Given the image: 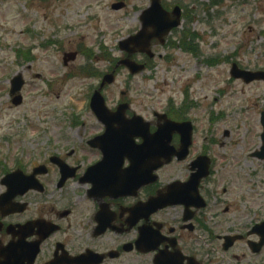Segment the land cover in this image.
Listing matches in <instances>:
<instances>
[{
	"label": "flooded vegetation",
	"instance_id": "1",
	"mask_svg": "<svg viewBox=\"0 0 264 264\" xmlns=\"http://www.w3.org/2000/svg\"><path fill=\"white\" fill-rule=\"evenodd\" d=\"M181 14L185 15L184 9ZM62 67L66 69L64 80L76 76L82 84L90 82L84 88L87 109L75 112L69 124L95 133L84 132L78 142V146L83 145L78 151L81 155L76 153L75 143L62 137L46 142L41 155L3 167L0 195L11 189L12 197L0 204V250L6 251V255L0 252V264H75V258L87 254L95 255L93 259L99 264H116L124 256H145L150 264H264V159L255 155L257 146L240 159L233 155L234 149L215 160L212 155L219 143L208 139L193 151L195 120L190 113L177 118L176 109L167 107L164 114L168 120L191 121L193 139L186 156L163 160L151 174L155 181H148L152 158L132 165L138 158H114L113 152L103 157L101 150L90 147L91 140L105 129L89 108L92 94L107 73L103 62L95 57L91 66ZM108 88H103V94ZM128 93L129 89L111 112L127 103L123 121L141 116L152 134L163 119L155 118L153 111L150 116L133 112L126 101ZM61 115L68 117L70 113ZM213 125H208L209 130ZM224 133V138L229 136V132ZM133 143L139 146L142 141ZM172 146L179 148L177 134L172 137ZM202 156L209 159L208 175L196 184L191 177L197 175L196 161ZM15 171L22 175L2 183ZM119 187L129 193L118 195ZM157 197L170 205L150 215L133 212ZM142 235L145 252L136 247ZM125 248L131 251L125 252Z\"/></svg>",
	"mask_w": 264,
	"mask_h": 264
},
{
	"label": "rangeland",
	"instance_id": "2",
	"mask_svg": "<svg viewBox=\"0 0 264 264\" xmlns=\"http://www.w3.org/2000/svg\"><path fill=\"white\" fill-rule=\"evenodd\" d=\"M116 2H124L126 8L119 12L112 11L110 7ZM209 2L162 1V4L170 7L174 3L183 4L192 12L193 20L187 23L185 20L169 37L174 41L185 27L195 32L200 36L196 40L199 55L189 56L178 49L156 46L153 52L157 57L168 54L171 61L168 63L156 58L151 70L129 82L131 90L128 99L133 102V110L150 116L152 111H162L168 100L183 103L187 94L189 102L195 104L191 110H194L193 113H190L197 126L193 151L208 139L219 143L215 145V154L212 155L215 160L227 156L234 149L236 153L233 155L240 159L257 145L259 113L264 110V83L245 85L231 79L229 70L232 63L246 70H264V0H223L213 9H208ZM149 4L150 0H0L1 167L5 161L10 163L15 158L35 155V148L41 142L36 136L43 134L46 127L47 118L41 121L42 118L51 117L56 110L80 109L81 101L74 98L79 87L76 80L56 84L51 91L46 82L34 78L36 74H41L47 80L61 58L56 51L38 50V39L32 38L35 37L34 32L39 31L38 28L44 29L47 36L54 23L47 17L59 18L58 26L61 23L71 26V36L75 35L74 41H81L79 45L92 48L95 54H98L99 46H103L112 57L118 58L121 54L117 43L138 28V13ZM19 48L31 49V63L15 62L14 52ZM70 48L66 43L64 49ZM209 58L217 59L218 63L209 65ZM104 66L108 67V64ZM15 74H21L25 81L21 90L23 102L17 107L11 104L8 93L9 79ZM124 74L119 73L115 84L105 94L110 106L120 98L118 90L123 85ZM71 82L77 87L68 91L73 85ZM211 113L216 119L211 120ZM51 118L56 120V117ZM217 119L209 130L210 122ZM48 128H51L46 136L49 141L66 137L67 142L75 143L76 147L84 138V132H91L87 128L77 127L62 136L54 133H62L55 126ZM226 131L229 136L224 138L222 134ZM81 147L83 145L76 149L78 155L82 154L78 152ZM223 153L226 155L223 156ZM116 264L150 262L145 256H124Z\"/></svg>",
	"mask_w": 264,
	"mask_h": 264
},
{
	"label": "water",
	"instance_id": "3",
	"mask_svg": "<svg viewBox=\"0 0 264 264\" xmlns=\"http://www.w3.org/2000/svg\"><path fill=\"white\" fill-rule=\"evenodd\" d=\"M160 0H152L151 3V7L145 11L141 17V21L143 23V27H142V31L137 34L135 37H132L128 40H126L125 42H122L120 44V49L127 51L129 54L134 53V50H130L128 48L129 45H132L134 47H136L138 49L139 52L141 53H145L147 54L149 57H152V55L150 54L148 48H149V43L153 38H157L160 41H162V38L174 27L179 25V11L176 9L174 11V15H175V19H171L169 18V16L164 13L161 10V7L159 5ZM115 10H118L121 8V5H114L112 7ZM146 28H151L152 29V33L151 34H147L145 32ZM120 65L126 66L129 69H131V73H136L137 71H139L141 69V67H136V69H134L135 64L128 61V60H123L120 62ZM230 75L234 78V79H242L244 81L245 84L251 83L253 81H264V72H255V73H251V72H246V71H241L239 69H237L236 65H232L231 71H230ZM111 80H109L110 82ZM17 89H19V86L17 87ZM98 108L99 109H103V104L102 102H98ZM100 113H103V116H107L105 111H99ZM120 128L121 130L118 131H113L110 130L109 128H107V133L106 135H115V140H118L119 142H123L125 140V134H127L126 131V126L122 125V123H120ZM170 126V130L169 131H178L181 133V141L185 142V145L182 148H187V145L189 143L190 140V133H191V127L189 123H186L185 125H178V124H172V123H168ZM186 126V129L184 132H182V127ZM261 125L263 127V133L261 135V140H262V153H263V157H264V114L261 115ZM164 128V127H162ZM159 128L158 132L154 135L153 140L151 139L150 143H153V149L154 150H159L160 153H157L154 155V169H156L159 164H158V160L162 156V154H167L169 155V153H171V149L169 148V135L170 133H164V129ZM131 140V139H130ZM151 171V170H150ZM206 175V172H202L199 176L203 177ZM264 241V240H263Z\"/></svg>",
	"mask_w": 264,
	"mask_h": 264
},
{
	"label": "trees",
	"instance_id": "4",
	"mask_svg": "<svg viewBox=\"0 0 264 264\" xmlns=\"http://www.w3.org/2000/svg\"><path fill=\"white\" fill-rule=\"evenodd\" d=\"M222 0H212L211 1V5H215V3H220ZM184 36H188L187 34L186 35H184ZM184 43H186V42H184ZM187 47H192V51L194 52L195 51V48H194V46L192 45V43H190V42H187V44H185V46H183V48H184V51H189V49L187 48Z\"/></svg>",
	"mask_w": 264,
	"mask_h": 264
}]
</instances>
